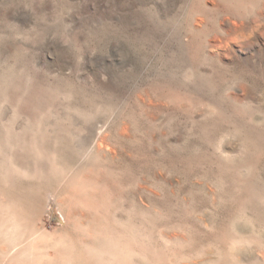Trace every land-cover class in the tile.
<instances>
[{"label": "rangeland", "instance_id": "1", "mask_svg": "<svg viewBox=\"0 0 264 264\" xmlns=\"http://www.w3.org/2000/svg\"><path fill=\"white\" fill-rule=\"evenodd\" d=\"M0 264H264V0H0Z\"/></svg>", "mask_w": 264, "mask_h": 264}]
</instances>
